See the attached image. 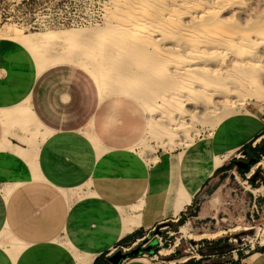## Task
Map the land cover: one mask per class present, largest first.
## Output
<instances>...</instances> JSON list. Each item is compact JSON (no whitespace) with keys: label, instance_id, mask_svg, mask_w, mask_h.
<instances>
[{"label":"crops","instance_id":"crops-1","mask_svg":"<svg viewBox=\"0 0 264 264\" xmlns=\"http://www.w3.org/2000/svg\"><path fill=\"white\" fill-rule=\"evenodd\" d=\"M18 54L28 60L21 63ZM60 67L38 75L23 45L0 39V264H115L111 259L118 251L130 253L154 242L148 240L152 228L189 219L232 168L246 172L257 157L264 159L259 151L264 109L233 115L212 136L180 152L158 151L153 160L132 149L134 138L128 134L114 136L116 145L106 143L104 128L96 130V123L103 117L105 127L118 125L112 114L102 116L100 97L93 110L87 105L85 126L56 128L50 122L62 117L56 110L60 104L38 96L49 78L60 75L44 76ZM58 95L64 106L73 105L70 91ZM93 135L99 138L97 145ZM240 151L245 159L236 157ZM229 154L217 166L216 158ZM261 163L245 177L250 180L259 173L254 180L264 191ZM259 201L257 206L264 209ZM202 245L200 260L185 257L181 248L158 251L156 245L147 260L129 257L121 264H245L232 261V245L226 241ZM159 252L158 261L151 260ZM248 260L264 264V249Z\"/></svg>","mask_w":264,"mask_h":264},{"label":"rangeland","instance_id":"rangeland-1","mask_svg":"<svg viewBox=\"0 0 264 264\" xmlns=\"http://www.w3.org/2000/svg\"><path fill=\"white\" fill-rule=\"evenodd\" d=\"M114 1L115 0H0V39H9L23 45L32 55L37 66L38 75H42L52 68L62 66L58 69L49 71L44 77H48L56 72H58L60 76L49 78L41 89L42 93L39 88V99L45 100L49 98L51 101L60 104L56 110L62 117L60 118V116H58L55 118L56 120H51L50 124H52V126L60 129L74 128L79 130V128L86 125L89 119L90 112L87 110V105H91L93 110L100 97L101 102H104L102 116H109L108 114H112L118 125L109 124L105 127L103 117L96 123V130L104 128L103 137L106 143L109 145H116L113 143L114 136L128 134L129 138H134L132 149L138 152L142 157L153 160V155L158 151L167 152L176 150L175 152H180V149L184 148L186 150L198 139L212 136L216 128L224 120L233 115L248 113V110L253 109H264V101L248 97L242 100L238 99L244 94L253 92L252 90H255V93H253L254 95L260 94V91L261 94H264V63L258 65L254 70L255 76L258 77L255 81L256 84L253 82L242 86L238 81L243 79V75L241 74V76H239L234 70L236 67L232 65V60L234 59L235 53L234 49H231L227 54L228 57L225 56L226 61L224 64L229 67L228 69L230 72L233 70L235 71L231 73L233 76L236 75L237 79L240 77L238 80L235 79L239 91L237 90L230 101H227L220 93H216L215 97L211 98L212 100L207 99L206 103H202L198 107L186 106L176 115L177 119H181L182 124L176 127L172 134L167 131L161 132V137L158 138L155 135L156 132L152 130L146 121L147 114L153 117L158 114V111L155 110L149 114L138 102L130 98V96H127L126 93H120L117 89L119 86L113 83L107 86L106 83H103L100 79L101 69H107L108 71L111 69L112 71H110V73L118 80L122 78L123 72H125L128 78L132 76V78H129L132 83H126L125 85L128 92L137 96L138 99L140 98L148 109L155 104V99L147 94L145 95L146 86L150 85L149 81L144 80L134 65H129L127 63V58L124 55L113 52V50L107 47L109 36L106 33L103 34L104 31L102 28L106 26V13L110 11L109 8L112 10ZM239 1L242 5H238ZM138 2L142 4V2ZM233 5V8L230 7ZM236 5L238 7H236ZM223 17L227 19V23H229L230 27L242 28L243 31L249 29L251 32L248 30V36L245 31L243 34L248 39H252L257 36L256 34L259 36L264 31V0H236V2L232 0V3L227 6ZM186 21L187 23H191L188 18ZM250 25L253 28H251ZM256 26L260 27L261 30L256 29L258 28ZM260 31L262 33H260ZM101 38H103V41ZM78 41L80 42L78 43ZM263 41L264 39L258 42L259 45H256L254 47L255 49H252V52L257 56H262L264 60ZM83 44L84 46H89L81 49L80 45ZM17 57L21 63L28 60L25 55L22 56L18 54ZM108 59L110 60L108 61ZM220 65L218 64L214 66V68H219ZM258 72L260 74H258L259 76L257 75ZM221 78V75H217L215 78L217 83ZM65 90L70 91L75 98L72 106H64L59 99L58 92ZM106 90H108V92ZM98 92L103 96H99ZM104 95H106V97H104ZM64 118L65 121L60 123ZM90 128L91 126L88 127L87 131H89ZM142 139L143 145L140 144ZM93 140L96 145L99 143V138L97 136L93 135ZM117 146L122 147L120 145ZM183 153L180 156H182ZM230 155L231 154L226 155L225 158L217 157V166L223 165ZM261 161L264 162V159ZM242 168L247 169L245 166H242ZM235 174L241 179L240 182L236 180ZM224 178L220 188L212 196L205 198L200 207H197L195 212L189 216V219L177 223L168 222L164 225V227H169L166 231L175 232V234L167 239L168 243H166L163 248H172L174 246L177 238L180 239V237L183 236L182 226L186 223L191 224L190 230L194 235H200L205 232L215 233L220 230L226 232L221 237H218L219 240L203 239L202 243L207 241H226L230 243V238H237L239 241L243 239V247L247 250L251 243L256 242L255 238L258 228L261 227L264 231V209H260L256 204L258 197L260 199L259 206L264 201L261 194H264L261 188L262 183L260 181L254 184L250 181L246 183L247 178L245 176H240L234 168H232ZM228 179L231 180L227 181ZM252 192L256 195L254 197L256 205L254 212H250L253 207ZM187 196L189 195L186 194L185 197ZM200 211L202 215L199 218ZM252 227L254 229H250ZM154 234L155 233H152L151 236ZM166 238L167 236L165 235L164 240ZM261 240L263 243L264 236L258 238L257 242H261ZM6 245H8L7 242ZM156 245L157 243H154V246ZM184 246H186V244L184 240H182L180 248L182 249ZM157 250H162V248L159 247ZM168 251L169 250H164L163 253H168Z\"/></svg>","mask_w":264,"mask_h":264},{"label":"bare ground","instance_id":"bare-ground-1","mask_svg":"<svg viewBox=\"0 0 264 264\" xmlns=\"http://www.w3.org/2000/svg\"><path fill=\"white\" fill-rule=\"evenodd\" d=\"M113 3L112 10L109 8L110 11L106 13V26L102 28L103 34L109 36V43L106 45L113 52L124 55L127 63L134 65L144 80L149 81L150 85L146 86L145 95L155 99V104L148 109L140 98L128 92L125 85L132 83L129 80L132 76L128 78L125 72L118 80L110 73L111 69L109 71L101 69L100 79L107 86L110 83L119 86L117 89L120 93H126L149 114L158 111L153 117L148 114L146 116L147 124L156 132L158 138L161 137V132L167 131L172 134L175 128L182 124L181 119H177L176 115L186 106L198 107L206 103L207 99L215 97L216 93H220L230 101L238 90L235 80L237 78L236 75L231 74L232 72L236 71L239 76L243 75V79L238 81L242 86L255 83L258 78L254 70L264 63V60L262 56L254 54L252 49L264 39V31L262 29L263 33L260 31L262 34L259 36L253 31L257 36L248 39L243 33L247 34L249 29L244 32L242 28L230 27L223 15L232 0H115ZM234 5L230 7L233 8ZM238 5H242L240 1ZM187 18L191 23H187ZM101 39L103 41V38ZM88 46L83 44L80 48L84 49ZM231 49H234L235 53V55L233 53L232 65L236 67L232 72L224 64L225 56L228 57L227 54ZM218 64H221L220 67L214 68ZM217 75L222 76L218 83L215 79ZM252 91L242 97L236 96L241 100L248 97L264 101V94H261V91L258 95L253 94L255 90ZM101 93L103 94L102 91ZM102 94L99 96L102 97ZM140 144H144L143 139ZM261 164L264 165V162L262 161ZM254 200L255 198L250 212H254L256 208ZM190 226V223H186L182 227L183 236L197 241L217 239L226 233L220 230L213 234L194 235ZM261 230L262 228L259 227L256 237L264 236V231L262 230V234Z\"/></svg>","mask_w":264,"mask_h":264},{"label":"built area","instance_id":"built-area-1","mask_svg":"<svg viewBox=\"0 0 264 264\" xmlns=\"http://www.w3.org/2000/svg\"><path fill=\"white\" fill-rule=\"evenodd\" d=\"M236 157L238 159H245L246 155L243 151H240ZM249 178L247 179L246 183H248ZM262 196L264 197V194L261 193ZM166 223H162L159 226H156L154 228L151 229L150 234L155 233L152 236V240H154L157 245L161 248H163L165 246L166 243H168V238H171L172 236H174L175 232H171V231H166L169 227L165 226ZM163 226V227H160ZM158 230V231H157ZM165 235L167 236V238L164 240ZM258 238L260 237H256L255 238V243H251L250 247L245 250L243 245H244V241L243 239H241V241H239L237 238H230L229 242L232 245V249L230 251V256L233 262L238 263H249L250 260H248V258L256 255L258 252H260L261 250L264 249V243L261 242H257ZM182 240H184L186 246H184L182 248V252L183 255L189 259H196V260H200L203 258V254H202V240H192L189 239L187 237H180V241L178 244H176V242L174 243L173 249L174 248H180L181 244H182ZM147 243L145 245H143L142 247L145 248L147 247ZM124 252H128L130 249H123ZM159 256H162L161 253L159 252L156 255H152L151 260L154 261H158ZM139 258H142L144 260H147L148 258V253L147 252H142V254L140 256H138Z\"/></svg>","mask_w":264,"mask_h":264},{"label":"water","instance_id":"water-1","mask_svg":"<svg viewBox=\"0 0 264 264\" xmlns=\"http://www.w3.org/2000/svg\"><path fill=\"white\" fill-rule=\"evenodd\" d=\"M259 151L264 155V144L259 148ZM152 238V236H151ZM154 243H156L155 241L152 242L150 245H148L147 247L143 248L142 245L139 246L137 249L131 251L130 253H122V251H118L113 257H112V261L115 264H121L122 260H125L129 257H137L140 256L142 254V252H147V253H151L152 252V248L154 247Z\"/></svg>","mask_w":264,"mask_h":264},{"label":"trees","instance_id":"trees-1","mask_svg":"<svg viewBox=\"0 0 264 264\" xmlns=\"http://www.w3.org/2000/svg\"><path fill=\"white\" fill-rule=\"evenodd\" d=\"M257 149H258V147H257ZM260 161H261V157H257L256 160H255L254 162H251V163L249 164L250 167L248 168V170H247L246 172H244V171L241 172V170L238 169V173L240 174V176H245V173L249 172L250 169H251L254 165H256L258 162H260ZM234 163L237 164V161H234ZM257 174H259V173L256 172L255 176H253V177L249 180L252 184L255 183L254 178H255V179L257 178V176H258ZM198 207H200V206H198ZM205 233H211V232H205ZM213 233H214V232H213Z\"/></svg>","mask_w":264,"mask_h":264}]
</instances>
